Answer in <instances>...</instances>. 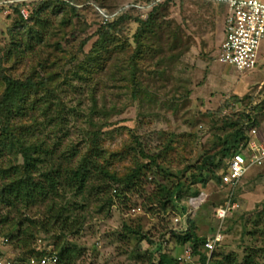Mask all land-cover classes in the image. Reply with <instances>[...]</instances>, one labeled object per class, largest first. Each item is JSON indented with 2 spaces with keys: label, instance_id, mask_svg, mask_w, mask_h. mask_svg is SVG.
<instances>
[{
  "label": "rangeland",
  "instance_id": "1",
  "mask_svg": "<svg viewBox=\"0 0 264 264\" xmlns=\"http://www.w3.org/2000/svg\"><path fill=\"white\" fill-rule=\"evenodd\" d=\"M132 1L0 0V73L20 80L37 73L45 82L26 94L24 113L8 121L11 129L27 133V142H44L52 159L64 165L65 158L76 165L92 155L117 178L137 165L149 166L140 171L143 187L126 191L125 203L108 188L107 195L96 192L98 180L88 181L81 193L64 189L65 197L55 201L75 202L77 234L50 228L57 208L50 198L0 203V258L26 264L34 247L57 251L69 244L75 247L70 264H149L150 240L163 241L179 264H196L197 255L184 253L187 244L174 248L171 237L190 220L201 238L219 230L222 239L213 259L243 264L249 257L264 264V164L250 168L231 191L235 207L220 227L212 215L230 192L216 181L228 159L222 140L236 128L229 123L255 128L264 146V39L255 68L235 72L217 60L227 4L180 0L155 14L159 37L134 41L138 23L127 20L109 31V43H98L103 32L99 10L115 13ZM12 6L25 8L28 18ZM25 40L33 42L32 51L13 50V42ZM3 90L0 78V97ZM247 114L254 122L247 123ZM21 162L15 153L0 157V187L13 171L4 175L1 170L20 164L16 176H22ZM201 176L205 185L196 179ZM176 183L185 193L208 194L181 227L171 220L180 207L169 203L163 209L156 200L152 208L140 204L153 189ZM105 186L121 184L108 180ZM5 237L9 241L2 243ZM153 256L156 264L157 253Z\"/></svg>",
  "mask_w": 264,
  "mask_h": 264
},
{
  "label": "trees",
  "instance_id": "2",
  "mask_svg": "<svg viewBox=\"0 0 264 264\" xmlns=\"http://www.w3.org/2000/svg\"><path fill=\"white\" fill-rule=\"evenodd\" d=\"M178 1L180 0H133L129 5H126L121 10H118L115 16L109 19L106 24L100 25L103 32L100 34L98 43L99 40L102 44H104L106 40L108 41L105 44L109 43L112 38L109 35V31L113 30L119 22H126L127 20H133L138 23L136 32L133 35L134 41L139 42L140 40L147 37L150 38L151 36L159 37L160 33L156 30V28H159L160 32H162V29L156 22L155 14L159 12V10H162V7ZM12 8L14 13H18L19 17H22L18 8L13 6ZM13 43L14 46L16 45L13 48L14 51H18L19 46L23 47L22 49L20 48L19 51L23 53L25 50L32 51L33 49L32 41L29 42L27 40L26 42H22V44ZM96 43L97 41L94 46ZM99 49L103 50L104 46L102 45ZM92 60L94 63L96 62L95 58H92ZM34 75L36 78L28 76L25 79L20 80L0 73V78L4 84V90L0 97V157H7L10 153L19 155L22 160L20 167L23 174L22 176H16L18 175V168L20 164H14V166L1 170L4 175L9 169L14 172L12 171L11 174L7 175L10 179H8L7 182H4L0 187V203H6V205L11 206L16 203L31 204L50 198L54 204H57L55 199L65 197L66 195L63 191L64 189L74 190L81 193L85 190L87 182L91 179L93 181L98 180L99 184H97L95 188L96 192H107L108 188V191H113V195L115 194L117 199L122 200V203H125L128 200V196L125 193L126 191H140L139 189H141L142 186L141 182H139L140 171L142 168H148V164H143L141 166L137 165L130 173L121 178H117L115 174L108 172L106 168L96 162L92 155L89 157L83 156L76 165H71V158H65L67 162L66 165H64L61 161L52 159L51 155L48 154L49 150L44 142H27V133H25L27 134L25 135L23 130L19 131L20 133H15L14 129H11L8 121L11 117L20 116L24 113L25 110L22 108L21 104L25 101L24 97H26V94L30 90H37V88H43L45 85V82L43 81L44 79H40L37 73H34ZM244 117L246 118L247 123L250 121L254 122V119L250 116V114H247ZM2 122L7 123L2 124ZM229 125H236V128L222 140L221 152L223 156H228L227 158H229L232 153L240 151L246 146L249 137L247 132L250 129V126L248 125V128L247 126L237 127V122H230ZM29 129L30 128H26L25 131ZM213 159L214 156H211L208 162L212 163ZM201 167H203V164L200 165L199 168ZM226 169L225 164L223 171L216 177V181L218 183H220L221 175L226 171ZM196 179H198L197 181L201 182L202 185H205L206 180L202 178V176ZM108 180L116 181L120 183L121 186H115L114 188L106 187L105 182ZM105 192L101 195L106 194ZM196 193V191L185 193L181 184L176 183L171 189L166 187H163L162 189H153L149 194L140 197L142 199L140 204L149 205L151 202L153 203V201L156 200L161 203V207L163 209H166L169 203L175 208L184 197ZM173 196L176 197V202L173 201ZM109 198H112V196L109 195ZM108 201H111V199ZM135 204L136 203L129 204L127 208ZM56 207V211L52 216L53 224H51L50 228L54 227L55 229L58 227L62 231L77 234L79 221L72 216L73 210L76 207L75 202H62V205L57 204ZM149 207L152 208L153 204H150ZM178 207H180L181 211L185 209L183 206ZM5 222L6 221H1V223ZM171 233V237L174 239V248L176 246L188 244L192 248V254L198 256V262L200 264H205L207 257L203 244L206 239L197 236L192 221L188 220V226L185 230L180 232L173 231ZM142 237L145 236L141 235V238ZM3 239H7L9 241V237H5ZM149 244L153 245V248L148 253L149 264H154L153 255L155 253H157L158 259L156 264H179V260L177 258L165 251V244L163 241L154 242L149 240ZM74 250L75 247L69 244H62L57 251L53 249L43 250L41 248L34 247L29 252L31 254L26 258V264H29L31 258L35 260V264H38L37 262H39L43 257L52 255L56 256V263L53 264H70L71 259L74 257ZM213 253L212 260L209 264H224L225 261L223 262V260L213 259L215 255ZM225 259L226 262H228L227 258ZM15 263L16 261L13 259L12 262H10V264ZM243 264H254V262H252L251 258L248 257L245 259Z\"/></svg>",
  "mask_w": 264,
  "mask_h": 264
},
{
  "label": "built area",
  "instance_id": "3",
  "mask_svg": "<svg viewBox=\"0 0 264 264\" xmlns=\"http://www.w3.org/2000/svg\"><path fill=\"white\" fill-rule=\"evenodd\" d=\"M200 1L209 3L225 2L227 4V14L224 17L223 39L219 46L217 60L222 64L230 66L238 73L255 68L258 63L259 46L264 39V2L261 0ZM20 14L24 19L28 18V13L25 8L20 10ZM99 14L101 24H106L109 19L115 16L116 12L107 13L104 10H99ZM256 135V129L250 128L246 146L242 150L232 153L226 161L227 169L221 175L219 187H230V192L226 194L223 204L217 205L212 209V215L219 227L229 215V211L235 207V204L231 203V191L236 188L241 178L251 167H259L264 164V146L257 140ZM207 197L208 194L204 191H199L196 194L184 197L178 206H183L185 209L183 211L180 209L179 213H174L171 216L173 225L185 226L186 219L204 204ZM173 201L176 202L175 196H173ZM221 239L222 236L219 230L209 238H206L203 244L207 257L205 264L211 262L212 253L215 251ZM5 242H7V239L2 240V243ZM184 253L187 258L191 255L193 256L192 248L188 244L185 247ZM1 258L0 264H10L8 260ZM35 263V260L31 258L29 264ZM37 263H56V256L43 257ZM198 264L200 263L198 262Z\"/></svg>",
  "mask_w": 264,
  "mask_h": 264
},
{
  "label": "crops",
  "instance_id": "4",
  "mask_svg": "<svg viewBox=\"0 0 264 264\" xmlns=\"http://www.w3.org/2000/svg\"><path fill=\"white\" fill-rule=\"evenodd\" d=\"M262 2H264V0H261ZM260 47V46H259ZM258 54H259V52H258ZM262 65V64H261ZM255 166H253V167H251V168H254Z\"/></svg>",
  "mask_w": 264,
  "mask_h": 264
}]
</instances>
